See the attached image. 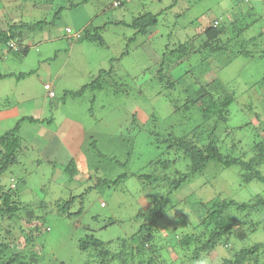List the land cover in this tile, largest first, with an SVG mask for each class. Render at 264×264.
<instances>
[{"label": "rangeland", "instance_id": "obj_1", "mask_svg": "<svg viewBox=\"0 0 264 264\" xmlns=\"http://www.w3.org/2000/svg\"><path fill=\"white\" fill-rule=\"evenodd\" d=\"M67 1L0 0V27L5 29L8 22L22 20L50 21L59 6L67 5ZM71 1L78 3L82 0ZM162 10L159 24L149 27L146 34H138L131 41L137 30L129 24L135 16ZM236 14L239 27L245 28L238 41L240 44L264 32V0H88L77 9H65L62 18L54 25L33 35L35 40L28 55L16 56L13 52L8 53L7 45L0 46V70L18 75L26 73L21 79L13 76L0 80V136L13 128L21 117H52L50 123L46 121V125L40 127L31 144L26 141L30 126H25L27 145L21 149V163L2 177L6 185L18 186L22 206L37 209L45 201L48 204L44 218L39 221L40 231L36 232L39 244L35 245V250H39V245L41 248L38 264H59L62 261L67 264H100L94 251L79 248V240L86 234H94L106 242L112 240L113 244L109 245L112 251L119 249V238L137 239L140 226L147 221L137 216L150 208L156 197L153 193L159 191L157 187L152 189L150 184L147 186L142 178L153 169L149 162L156 156L150 142L156 139L155 132H161L163 136L169 133L186 136L201 122L199 116L191 112L195 123L191 127L187 114L177 111H182V102L186 98L179 94L181 88H170L158 80L163 53L193 38L215 19L229 24ZM237 27L230 32H237ZM67 28L72 30L71 34L67 33ZM95 28L102 35L103 42L67 37ZM29 38L26 36L25 39ZM202 38L203 35L196 38L197 44L204 42ZM39 40L43 43L40 51H36ZM255 41L245 45L256 52H264V35L258 38V43H253ZM125 51L128 54L124 56ZM210 58L213 61L215 57ZM222 58H217V64L220 65ZM201 59L202 56L196 55L182 61L181 65L167 70L168 76L177 80L188 73L196 81L210 82L219 75L228 82L237 97L230 107L231 125L220 133L221 142L233 149L232 142L236 139L235 143L240 142L236 155L245 159L253 157L255 152L247 144L252 142L257 130L264 129V86L254 87L264 77V56L235 57L220 73L214 70L202 73L198 69L192 72ZM112 66L116 69L111 76L124 92L106 87L97 91L86 90L80 97L72 94ZM47 84L51 89H46ZM12 111L15 116H11ZM236 126L240 127L233 131ZM71 159L79 165L80 171L77 180L73 181L68 180L64 171ZM210 165L212 167L206 169L204 179H193L184 196L194 193L195 197L208 200L220 195L241 203L264 194L262 182H243L239 166L222 169L218 164ZM122 174L126 177L116 184L97 186L99 177L111 180ZM71 198H75L72 211L83 207L81 216L70 218L58 213L57 201ZM233 212L240 222L230 233V242L218 245L198 261L191 259L192 251L187 252L183 261L171 262L170 259L172 252L176 253L173 256L179 257L175 249L179 232L187 230L191 223L197 225L199 222L194 211L182 204L161 216L156 228L162 235L168 234L164 238L168 243L165 242L167 254L155 255L158 263L222 264L224 258L233 255L229 248L240 249L264 242V225L253 228L255 222L264 219L263 210L248 213L234 208ZM25 214L22 213V219L3 223L1 231L10 228L13 232L9 240L19 243L25 238L28 242L33 241L29 233L35 229V221L29 220ZM252 259L255 261V257ZM258 259L264 264L262 255ZM110 264L121 263L116 260Z\"/></svg>", "mask_w": 264, "mask_h": 264}, {"label": "trees", "instance_id": "obj_2", "mask_svg": "<svg viewBox=\"0 0 264 264\" xmlns=\"http://www.w3.org/2000/svg\"><path fill=\"white\" fill-rule=\"evenodd\" d=\"M46 1L53 3L54 0ZM87 1L82 0L76 3L68 0L67 5L62 4L59 6L50 21L43 19L37 22L28 20H22L18 23L8 22L7 28L0 27V46L7 45L10 49L8 53L13 52L16 56L28 55L31 51L30 45L35 40V36L33 35L43 31L46 26L54 25L57 19L62 18V13L65 9H77L81 6V3ZM172 7L170 6V8ZM163 12L164 10L159 13L147 11L135 16L133 22L129 24V26L137 30L131 41H134L139 36L138 34H146L149 27L157 26L160 21V13ZM238 20L239 17L236 15L229 24L214 25V23H210L204 26L203 31L195 34L193 38L187 39L180 43L179 46L170 48L163 53L158 71V80L170 88H181L179 94H183L186 98L182 102V111H177L187 114V121H189L191 127H194L193 124H195L192 122V118L194 117L191 112H195L199 116V120L201 119V122L199 127H190L193 132L187 133L186 136H176L173 133L164 134L163 136L161 132H155L156 139L153 140L154 142H150L151 147H156V149L152 148L153 155L156 157L149 162V166H152L153 169L151 173L143 174L142 178L148 183L147 186L150 184L152 189L157 187L159 191L153 193L156 197L150 208L137 216L147 220L140 226L137 232V239L132 241L126 238H119V249L116 251H112L109 248V245L113 244L112 240L106 242L94 234H86L79 240V248L82 251H94L93 254H96L100 264H110L116 260L120 261L121 264H164V262L158 263L155 255L159 253L162 255L167 254L165 242L166 244L168 242L167 240L164 241V238L168 234L164 236V234L162 235L161 232H158L156 223L161 216L170 213V210L172 211L173 208H177V206L179 207L182 204L189 206L194 211L199 222L197 225L191 223L187 227V230L179 232L175 249L180 258L173 256L176 253L172 252V255H170L171 262H178L180 259L183 261V258L187 256V252L190 251L193 252L190 255L191 259L198 261L218 245L229 243L230 233L234 231L235 226L240 222L239 218L234 215V208L248 213L257 212L261 209L263 210L262 215L264 218V194H261L252 201L241 203L234 199L222 198L220 195L208 200L195 197L194 193L187 196L183 195L184 191L190 189L189 185L193 179L196 181L204 179L206 169L212 167L210 165L212 163L218 164L222 169L224 167L239 166L243 182L250 183L253 180H258L264 184V129H261L262 132L257 130L252 142L247 144L248 148L255 152L254 156L249 159L236 155L237 144L240 143H235L236 139L232 142L231 147L233 149H229L221 142L223 139L220 133L231 125L230 107L236 101L237 95L235 90H230L228 82H224L219 75L210 82H203L198 79L196 81L190 75L188 76V73L177 80L170 78L171 76H168L167 73L168 69H173L174 66L181 65L182 61L192 59L196 55L202 56V59L192 72L198 69L202 73L208 70L220 73L230 61L238 56L248 58L263 57V51L256 52L248 49L246 45H251V42L254 40L256 41L253 43H258V38L261 39L264 32L240 44L238 41L242 39L241 37L245 28L239 27ZM236 26L239 27H237V32L231 33L230 30L232 28L236 29ZM89 29L84 30L85 33L78 37L76 35L67 37L70 39L76 38L79 40L103 42L104 39L99 33L98 28H95V30ZM201 35H203L202 39L204 42L197 44L196 38ZM26 36L30 37L29 40L25 39ZM237 42L240 45H237ZM37 43L39 46H37L36 51H40L39 47L43 42L39 40ZM126 54L128 52L125 51L123 55L125 56ZM220 56L223 58L219 65L217 64V58ZM210 57L215 58L212 61ZM119 59H115V61ZM115 69V66H112L108 71H101L96 80L87 84L82 90L73 92L72 94L80 97L86 90L97 91L103 90L106 87L115 88V91L118 93L122 92L123 90H121L116 84L115 79L111 76ZM13 76L21 79L26 76V73L21 72L18 75L15 72L0 70V80ZM112 80L114 81L113 83ZM257 85L264 86V77L254 87ZM55 95L54 91L53 97ZM189 114L191 117H189ZM46 121L50 123L52 117L40 119L21 117L13 128L3 132L0 136V264H38L40 262V245L39 250H35L37 249L35 245L39 244L36 232L40 231L39 221L41 218H44L45 215L43 213L48 209V204L46 201L45 203L43 202L37 208L38 210L22 206L17 189L18 186L12 187L6 185L2 177L13 166L21 163L19 159L22 152L21 149L24 150L27 145L26 139H24L25 126H30V132H34V130H39L41 126L46 125ZM238 127L240 126L233 127V131ZM29 139L30 137L26 141H29ZM240 141L242 140L240 139ZM23 144L25 145L23 146ZM29 147L33 150L30 145ZM156 150H160V152H156ZM101 154L103 155V153ZM104 157L107 156L104 154ZM64 171L69 181L77 180V175L80 173L79 165H76L74 159H71L68 165L64 166ZM124 177H126V174L119 175L117 178L111 180L99 177L97 186L104 183L108 186L111 183L116 184L121 179H124ZM59 201L56 203L59 214H64L70 218L81 216L83 207H80L78 211L71 210L75 198ZM180 209L184 210L183 208ZM21 212H26L25 215L28 216L29 220L35 221L33 222L35 224L34 232L31 230L29 233L33 237L32 242L26 241L25 238L22 241L15 238L19 243L13 242L9 240L13 237V232L10 228H6L5 232L1 231L3 223L15 218L20 219ZM261 225H264V219L255 222L253 228L260 227ZM35 237H37L35 239L37 242L34 241ZM15 244L17 246L14 249ZM229 252L233 253V255L230 258H224L222 264H260L258 256L262 255L264 257V242H255L240 249H236V247L234 249L229 248ZM9 253H11L10 256ZM180 254H182V257ZM254 257L255 261L252 262L251 260ZM6 259L9 260L6 261ZM59 264L67 263L62 261Z\"/></svg>", "mask_w": 264, "mask_h": 264}, {"label": "crops", "instance_id": "obj_3", "mask_svg": "<svg viewBox=\"0 0 264 264\" xmlns=\"http://www.w3.org/2000/svg\"><path fill=\"white\" fill-rule=\"evenodd\" d=\"M22 107V106H21ZM20 107V108H21ZM20 108H18L17 109V114H19V111H20ZM13 113H14V111H12ZM16 115V113H14L13 115H11V116H15ZM44 127V126H43ZM26 129V128H25ZM24 129V130H25ZM41 129V128H40ZM39 129V130H40ZM39 130H34V132H29L28 134H29V137H30V139H29V142H30V144L32 143V141H33V139L36 137V134H37V132L39 131Z\"/></svg>", "mask_w": 264, "mask_h": 264}, {"label": "clouds", "instance_id": "obj_4", "mask_svg": "<svg viewBox=\"0 0 264 264\" xmlns=\"http://www.w3.org/2000/svg\"><path fill=\"white\" fill-rule=\"evenodd\" d=\"M237 15V14H236ZM236 15H234V17L233 18H231V21H232V19H234L235 17H236ZM212 23H214V25H221L222 23L220 22V20H214ZM70 30V31H69ZM67 33L68 34H71L72 33V30L70 29V28H67ZM81 35L82 34V31H79V32H77V34L76 35ZM78 35V36H79ZM46 89H48V88H46Z\"/></svg>", "mask_w": 264, "mask_h": 264}, {"label": "built area", "instance_id": "obj_5", "mask_svg": "<svg viewBox=\"0 0 264 264\" xmlns=\"http://www.w3.org/2000/svg\"><path fill=\"white\" fill-rule=\"evenodd\" d=\"M70 31V30H69ZM46 88H48V89H51V87H50V85L49 84H47L46 85Z\"/></svg>", "mask_w": 264, "mask_h": 264}]
</instances>
